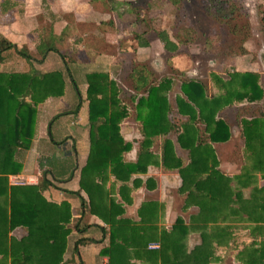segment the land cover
Segmentation results:
<instances>
[{"label": "trees", "instance_id": "trees-1", "mask_svg": "<svg viewBox=\"0 0 264 264\" xmlns=\"http://www.w3.org/2000/svg\"><path fill=\"white\" fill-rule=\"evenodd\" d=\"M169 1L177 5L180 0ZM208 1L215 16L227 22L232 32L249 34L250 22L239 4L231 0ZM262 21L264 23V15ZM194 34L191 29H182L172 39L166 30H161L159 37L167 51L177 53L179 44L188 43ZM137 38H141L140 35ZM61 39L53 30L45 34L37 46L39 57L43 59L51 50L59 53L57 43ZM142 41L139 40L141 45H148ZM13 50L29 63L38 60L25 45L19 48L0 33V64ZM242 52H246L243 45ZM67 71L69 73L70 68ZM148 73L144 66L132 70L138 93L132 99L133 115L131 107L122 99L119 83L107 71L85 74L90 151L80 170L79 185L88 196L89 212L111 225V244L102 253L109 255L114 264L115 249L121 245L116 244L117 231L129 229L135 233L137 229L134 222L118 218L124 210L111 196L108 180L114 176L128 189L133 174L147 172L150 165H155L179 172L184 207L196 208L189 224L179 217L173 229L164 231L161 236L170 237L160 249L170 250L169 264H210L214 260L222 263L225 257H220L217 251L225 248L227 254L234 249L235 222L252 225V242L238 251L239 262L264 264V183H257L259 174L264 178V111L241 120L243 161L239 173L229 175L222 170L216 146L229 143L233 138L229 122L221 115L223 110L236 102L254 105L264 99L260 74L234 70L223 77L212 73L211 78L219 90L213 95L208 94L205 82L183 79L173 105L170 91L174 79L165 77L152 83ZM66 78L62 69L45 72L0 69V264L64 262L72 233L71 204L46 198L44 192L52 185L47 178L43 177L38 184L11 185L9 176L18 175L23 169V152L31 148L36 133L38 105L50 97L63 96ZM70 79L80 98L73 76ZM80 105L78 102L77 107ZM128 117L139 122L143 136L136 160L126 158L133 142L121 133V123ZM159 136H162L161 150L156 152L151 147ZM176 145L187 152L186 157L178 154ZM134 179L135 183L139 182L138 177ZM19 227L26 230L22 237L13 234ZM190 230L200 233V242L188 249L185 239ZM141 238L134 234V244L140 248L143 246ZM83 242L86 239H78L75 249Z\"/></svg>", "mask_w": 264, "mask_h": 264}, {"label": "rangeland", "instance_id": "rangeland-1", "mask_svg": "<svg viewBox=\"0 0 264 264\" xmlns=\"http://www.w3.org/2000/svg\"><path fill=\"white\" fill-rule=\"evenodd\" d=\"M231 1L241 6L242 13L249 20L248 35L232 32L227 22L215 16L208 0H180L177 5L169 0H90L89 6L85 0L78 10V14L86 19L82 22L76 21L73 11L59 10L53 14L51 10L44 8L38 14L34 38L39 32L42 35L49 33L50 30L62 32L60 34L62 39L57 43L59 54L51 50L41 59L34 53L38 60H33L30 65L24 57L12 52L9 56L11 59L8 60L14 61L16 65L10 67L11 65L7 62L0 65V69L21 70L30 67V70H52L59 67L68 79L74 74L81 84L83 77L85 80L86 71L108 70L110 76L119 83L122 99L129 105L128 107H131L132 115L134 114L132 99L138 93L131 74L136 66H144L148 69L152 83H157L165 77L174 79L170 91L173 105H175L176 94L180 92L181 81L186 78L205 82L208 94H217L219 90L211 78L212 73L228 77V74L234 70L257 71L264 88V23L262 21L264 0ZM3 21L4 18L0 14V25ZM182 29L193 30L195 38L193 37L188 43H180L177 53L167 51L159 37V32L166 30L171 38L175 39ZM138 35L141 38H137ZM139 40L148 45H141ZM242 45L246 49L244 53ZM104 54H113L115 56L113 62L110 63V57ZM66 67L70 68L69 73ZM77 67H79L78 70ZM78 86L80 91H84L83 86ZM71 92L65 99L67 102L72 101V105L68 110L60 112L64 119L72 115L71 110L78 113L83 105L86 110L85 99L83 98L82 102L76 89ZM54 99L59 101L58 98ZM78 102H81L79 108ZM260 110L264 111V99L254 105L236 102L221 113L229 122L233 132V139L218 148L222 160L221 168L226 173L231 175L239 173L241 161H243L241 120L245 116L263 113ZM46 112L50 116V121L54 120V116L58 114L54 108L51 110L48 108ZM173 115L177 116L175 112ZM133 120V117H129L125 122L129 126L131 123L135 126ZM135 127L138 132L137 126ZM131 132L132 136L128 137L137 145L139 135L136 133L135 137L133 129ZM53 134L55 140H58L59 137L54 131ZM158 145L159 142H156V149L159 148ZM69 149L66 148V150ZM27 153L28 151L23 152V158L27 156ZM170 177L172 181L179 180L176 173ZM257 183L259 185L264 183L261 174L258 175ZM246 193H249V189ZM171 194L174 197L177 195L175 189L171 190ZM175 204L179 210L182 201L177 200ZM251 227L249 222H235L234 249L225 254V248H218V255L225 258L222 263L214 260L210 264H241L237 253L252 242Z\"/></svg>", "mask_w": 264, "mask_h": 264}, {"label": "crops", "instance_id": "crops-1", "mask_svg": "<svg viewBox=\"0 0 264 264\" xmlns=\"http://www.w3.org/2000/svg\"><path fill=\"white\" fill-rule=\"evenodd\" d=\"M84 1L0 0V14L4 18L0 25L2 27L0 33L9 38L19 48L25 45L31 55L34 53L38 55L37 46L45 35L38 31L37 37L34 38L36 36L34 35V32H36L35 27L38 25V14L44 8L51 10L53 14L59 10H70L75 13L76 21L82 22L86 19L78 14V10ZM86 3L89 6L90 0H86ZM61 33L54 31L57 36ZM12 52L15 51L8 52L6 59L0 65L7 62L9 63L8 65H11L10 67L16 65L14 61L8 60L11 59L9 56H11ZM17 55L19 54L17 53ZM104 55L110 57V63L113 62L115 58L113 54ZM34 58L36 59L35 56ZM29 64L31 65V63ZM29 68L21 70L8 68L6 70L27 71ZM52 70L43 69L40 71ZM72 76L77 86H83L84 91H80L79 86L78 89L82 102L83 98L85 99L86 110L84 105L78 110V113L71 110L70 114L72 115H68L66 119L60 114V112L68 110L72 105L73 102H67L65 98L72 93L71 91L74 92L76 89L74 83L67 77L63 96L50 97L38 105L36 133L32 146L26 154L27 156L23 158L22 155L24 165L21 173L17 176L24 179L25 184L23 185L38 184L43 177L47 178L52 181V185L44 192L46 198L56 202L66 200L71 204L73 214L71 222L72 233L68 239L63 264H111L110 256L102 253V250L108 248L111 244V225L98 215L89 212L88 196L80 189L79 185L80 170L86 163L90 151L89 103L86 94L88 84L84 77L81 84L74 74ZM54 98H58L59 101H55ZM48 108L50 110L54 108L58 111L52 121H50V116L46 112ZM126 119H129V117ZM126 119H124V123H121V133L126 140L133 142V148L126 153V158L128 160H136L143 136L139 122L135 119L133 120L135 126H137L138 132H136V127L132 123L130 126L128 123L126 124ZM64 122L66 123L64 124ZM130 128L134 130L135 137L137 134L139 135L137 145L133 139L129 138L132 136V129L130 131ZM53 131L59 137L58 140H55ZM156 142H159L158 149L155 148ZM161 143L162 136L155 138L151 150L160 151ZM221 145L223 144H217V149ZM66 148L70 149L66 150ZM176 150L183 157L187 156V152L178 145H176ZM173 173L177 174L179 180H171L170 175ZM136 177L139 178V182L135 183L134 178ZM181 183L182 179L177 170H168L162 166L155 165H150L147 172L133 174L131 181L128 182L130 186L128 189L124 188L122 182L117 181L114 176L110 177L107 187L112 191L111 196L115 198L116 202L124 210L123 214L118 215V218L134 222L136 224L134 226L137 228L135 233L129 229L117 231L116 244L121 245L115 249L114 264L170 263L167 257L170 250L160 251L162 244L166 243L170 237L165 239L161 238V236L164 231L170 232L173 229L179 217L185 220L186 225L189 224L190 215L196 212L195 207H184L185 197L179 191ZM172 189H175L177 194L175 197L171 194ZM177 200L182 201L179 210H177V205L175 204ZM13 234L22 237L26 234V230L23 227H19L14 230ZM134 234L142 236L139 239L143 245L141 248L137 247L136 243L134 244ZM80 238L86 239V242H83L78 246V249H75V243ZM127 240L128 242L125 243ZM199 242L200 233L190 230L185 239L188 249H191Z\"/></svg>", "mask_w": 264, "mask_h": 264}, {"label": "built area", "instance_id": "built-area-1", "mask_svg": "<svg viewBox=\"0 0 264 264\" xmlns=\"http://www.w3.org/2000/svg\"><path fill=\"white\" fill-rule=\"evenodd\" d=\"M9 179H10L11 185H23V184H25L24 179L18 177L17 175H10Z\"/></svg>", "mask_w": 264, "mask_h": 264}]
</instances>
